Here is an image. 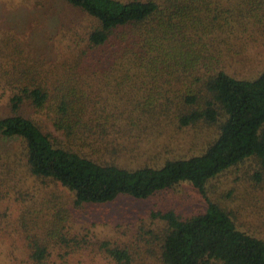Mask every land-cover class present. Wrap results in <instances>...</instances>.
Segmentation results:
<instances>
[{
    "label": "trees",
    "instance_id": "obj_1",
    "mask_svg": "<svg viewBox=\"0 0 264 264\" xmlns=\"http://www.w3.org/2000/svg\"><path fill=\"white\" fill-rule=\"evenodd\" d=\"M61 2L72 14L46 52L35 53L12 29L0 35V105L8 108L0 136L21 139L31 174L72 193L36 210L33 228L43 233L31 241L35 261L44 263L54 244L79 243L73 229L86 205L190 182L204 211L154 210L164 225L140 230L141 239L158 241V264H264V237L240 228L209 191L213 179L248 159L264 181V69L252 76L244 54L263 43L264 0ZM160 122L205 123L218 135L202 153L161 166L115 160L128 152L124 135ZM106 249L117 264H135L129 246Z\"/></svg>",
    "mask_w": 264,
    "mask_h": 264
},
{
    "label": "rangeland",
    "instance_id": "obj_2",
    "mask_svg": "<svg viewBox=\"0 0 264 264\" xmlns=\"http://www.w3.org/2000/svg\"><path fill=\"white\" fill-rule=\"evenodd\" d=\"M37 1L0 0V35L5 29H12L25 41L28 39L35 53L40 54L47 51L48 42L54 43L49 38L61 20L72 13L61 0H41L45 3L42 8L35 5ZM75 16L72 19L78 18ZM244 54L250 58L247 68L252 70V76L264 69V40ZM6 107L5 103L0 105V116L8 112ZM44 127L55 133L50 123ZM217 135L218 128L205 123L188 127L164 122L147 124L124 135L129 136L125 140L128 152L115 156V160L130 168L161 166L168 159L202 153ZM24 147L21 139L0 136V264H117L107 252L106 243L129 246L135 264H158V241H149L152 236L141 239L139 235L142 228L159 229L164 225V221L152 216L154 210L172 209L186 217L206 209V200L190 182L148 198L121 195L104 204H88L73 229L79 243L54 244L44 263H38L32 256L31 243L33 235L41 237L38 232H42L33 228L38 224L36 210L43 204L58 207L61 198L72 193L60 183L31 174ZM110 155L105 154V158ZM5 158L10 167L5 166L7 163L1 166ZM258 169V162L248 159L213 179L209 191L233 214L240 228L264 237V181L255 179ZM28 219L32 221H23ZM154 246L155 255H151L149 250Z\"/></svg>",
    "mask_w": 264,
    "mask_h": 264
}]
</instances>
